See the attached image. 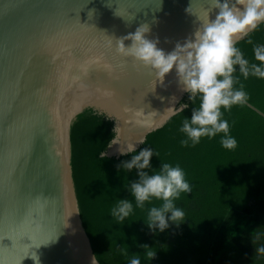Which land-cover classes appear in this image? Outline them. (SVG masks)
I'll return each mask as SVG.
<instances>
[{"label":"water","instance_id":"95a60500","mask_svg":"<svg viewBox=\"0 0 264 264\" xmlns=\"http://www.w3.org/2000/svg\"><path fill=\"white\" fill-rule=\"evenodd\" d=\"M208 8L209 0H0V264H99L79 217L71 128L104 115L114 136L100 156L116 159L162 128L166 109L188 94L175 69L160 81L115 42L146 24V38L171 52ZM139 108L157 114L137 124L128 109Z\"/></svg>","mask_w":264,"mask_h":264},{"label":"trees","instance_id":"16d2710c","mask_svg":"<svg viewBox=\"0 0 264 264\" xmlns=\"http://www.w3.org/2000/svg\"><path fill=\"white\" fill-rule=\"evenodd\" d=\"M251 38L264 45V24ZM237 47L250 62L258 63L247 38ZM235 75L250 99L224 113L230 135L238 142L234 150L221 146L222 133L202 138L194 147L181 146L184 136L179 128L199 104L197 100L192 105L188 94L180 102L187 103V109L148 134L134 153L117 159L100 156L114 136L111 120L90 113L72 126L71 172L79 217L99 264H129L132 254H140L141 264H264V254L255 253L264 245V79H244L238 70ZM145 148L159 156L153 155L151 168L144 171L151 175L161 163L178 164L192 187L175 201L185 220L178 225L170 221L163 231L150 230L146 224L148 209L160 202L137 208L129 191L139 179L137 170L119 167ZM124 199L133 203V213L121 222L111 210ZM141 245L155 251L154 258L148 259ZM120 247L127 249V256Z\"/></svg>","mask_w":264,"mask_h":264},{"label":"clouds","instance_id":"9594fccd","mask_svg":"<svg viewBox=\"0 0 264 264\" xmlns=\"http://www.w3.org/2000/svg\"><path fill=\"white\" fill-rule=\"evenodd\" d=\"M213 9L218 12L210 19ZM195 31L194 37L182 45L177 43L171 52L157 47L158 40L146 38L148 25H141L135 32L116 40V52L123 57H131L143 67L151 69L156 77L163 81L166 74L175 69L183 91L188 93L192 105L191 118H184L179 132L184 138L180 140L183 147L196 146L202 138L212 139L223 134L220 144L224 149L234 150L238 146L235 137L230 135L231 126L224 113L230 112L233 106H244L250 99L245 86L235 75L237 70L248 79L249 76L264 79V45L253 43L251 34L264 24V0H209V8L205 10L203 20ZM247 38L252 45L255 62L245 58L244 52L237 47L239 41ZM125 40L131 41L125 46ZM111 43V42H110ZM238 66V69H237ZM239 85V87H237ZM189 105L181 103L179 107H169L167 119L179 115ZM137 124H148L156 116V112L147 115L143 108L128 109ZM165 121H162L161 124ZM136 143L143 144L140 140ZM128 143L121 149V154L134 153L135 144ZM159 156L152 148H145L132 156L130 161L122 162L119 167L127 171L137 170L138 181L131 183L129 191L135 199L137 208H144L146 203L159 201L147 212V226L150 230L163 231L171 221L179 224L185 220V212L176 206L182 193H190L192 187L186 179L185 171L177 164L161 163L158 171L149 175L152 156ZM133 213L130 200H118L111 210V215L118 221H124ZM259 239V237H257ZM147 251L148 259L155 256L147 245H141ZM121 254L127 256V249L120 247ZM255 253L264 254V245L255 249ZM36 264H39L36 257ZM129 264H141L140 254H132Z\"/></svg>","mask_w":264,"mask_h":264}]
</instances>
